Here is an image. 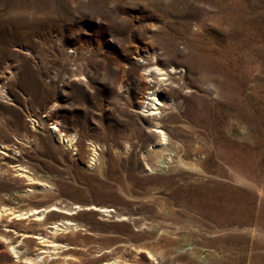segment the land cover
<instances>
[{
    "label": "rangeland",
    "instance_id": "1",
    "mask_svg": "<svg viewBox=\"0 0 264 264\" xmlns=\"http://www.w3.org/2000/svg\"><path fill=\"white\" fill-rule=\"evenodd\" d=\"M142 44L178 69L156 118ZM0 91V208L78 223L59 257L4 216L0 264H264V0H0Z\"/></svg>",
    "mask_w": 264,
    "mask_h": 264
},
{
    "label": "bare ground",
    "instance_id": "2",
    "mask_svg": "<svg viewBox=\"0 0 264 264\" xmlns=\"http://www.w3.org/2000/svg\"><path fill=\"white\" fill-rule=\"evenodd\" d=\"M151 49H152L151 47H149L145 44H142L136 50L135 53L137 54V57L138 58L141 57L142 59L147 60V63L142 64L140 66H138V65L133 66L131 71H129V76H130V78L137 79L138 82L140 83L142 90H143V93H142L143 100L139 104V109L142 111H146V113L150 111V113H151L150 115L152 116V118H156L157 116H159L158 114L161 113L159 111L162 108L167 109L169 107V104L167 102H163L161 100V98L164 99V97H166V95L172 90V88H171L172 86L168 87L169 90H167L168 88L165 89L166 88L165 86H166V83L168 81L170 82V84H172L171 78L173 77L174 74L177 73L178 69L172 65H169V63L164 62V61L160 60L159 58H157V56H155L156 50H154V49H152V51L154 53L152 59H147V58L143 57V53H148ZM140 71H144L146 74L140 73ZM148 79H150V80H148ZM181 80H182V78H181ZM154 89H156V90H154ZM187 90H188V88H187ZM0 92H1V94H3V91H0ZM146 96L147 97L153 96V100L148 101V98H146ZM51 128L54 131H59L60 139L66 146L71 147V148L73 147L75 135L66 134V133L62 132L61 130L58 129L57 125H54V124H52ZM153 128H154V133L158 134V137H159V145L157 148H161L168 143L167 133L164 130H162L163 128H161L157 124L154 125ZM0 148L6 149L9 147L6 145H2ZM96 150L97 149L95 147H93V151H94L93 160L95 159V157L97 155ZM21 168H22L21 173H26V171L25 172L23 171L24 170L23 167H21ZM27 179L31 182H33V180H34L30 176H27ZM48 189H49V186L45 185L40 190L46 191ZM35 191H36V188H30L27 191V193H34ZM58 204L61 205L62 203H56V204H52L50 206H45V207H40V208H32V209L27 210V211H15L12 208L3 207V208H0V221H2L4 216H7L11 220H14L13 221L14 225H17L16 221L30 219L33 217L36 222H39L40 225L44 226L45 229L48 230V232L52 235V236H47L44 234L34 235V238L37 239L39 241L38 243H40L42 245V249L44 250L42 253L47 254L49 252V253H51L50 256L55 254V255L61 257L62 254H65L66 250H64V249H66L69 245H73V244H71V243L64 244V243L58 242L57 241L58 234H63V233H67L69 231L77 230L75 227L78 226V223H77V221L73 220V218L70 217L71 215H74V212H71V213H66V216H64L66 218H63L59 221L53 222V223L46 226V223H47L46 218L48 216L47 214L50 211H54L56 209H59ZM79 208H80V206H78V205H75V207H74V209H79ZM90 209H96V207L91 206ZM102 210L107 212L109 209H102ZM70 211H72V209ZM185 211H183V212H185ZM109 212H111V211H109ZM123 220H125V219H123ZM14 225H9V227L14 228ZM2 235L4 237H7L6 233H2ZM25 236L26 235L23 234V237H25ZM151 237L152 236H150L149 238H151ZM135 239H136V236L134 234H131L130 240H135ZM127 243H129V242H127ZM131 245H133V244H131ZM11 250L13 252V255L16 256V258H18V259L21 258L20 255L22 253L18 252L19 249L16 246H14V242L12 243ZM60 250H61V254L59 252ZM20 251H21V249H20ZM67 251H69V249H67ZM114 251H115V253L117 252L116 250H114ZM139 251L148 252L151 255V252L149 251V248H148V244H145L144 246L140 247L138 249V252ZM39 258H40V256L37 257V259H39ZM172 260H173V262H175L177 259L175 258ZM42 262H44V257L40 258L39 260L33 261V263H35V264H40ZM107 264H120V261L115 259L114 261L109 262ZM177 264H179V263L177 262Z\"/></svg>",
    "mask_w": 264,
    "mask_h": 264
}]
</instances>
